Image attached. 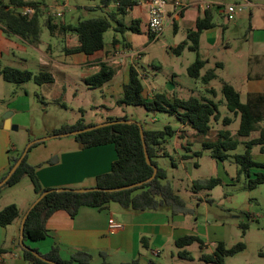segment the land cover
Instances as JSON below:
<instances>
[{"label": "rangeland", "instance_id": "obj_1", "mask_svg": "<svg viewBox=\"0 0 264 264\" xmlns=\"http://www.w3.org/2000/svg\"><path fill=\"white\" fill-rule=\"evenodd\" d=\"M215 1L217 4L214 5L213 21L217 42L211 46L203 41L199 49L201 57L205 55V52H208L212 63L222 62V65L214 68L216 76L208 82V86L215 89V96L212 97L205 90L206 85L200 79L192 78L187 74L186 68L195 59V52L184 48L178 53V50L175 49L176 45L185 37L182 30L175 32L172 25L169 24L157 38L152 39L147 34L144 18H141L137 32L127 29L121 32L114 29V26L117 25L116 20L129 24L131 19L139 14V6H133L123 14L116 10V6L111 0L108 5L105 0H44L50 14L56 12L54 11L56 6H60L64 15L63 13L61 16L49 15L57 22L61 20L65 23L75 24L77 21L87 18L107 17L111 26L103 33V41L105 46L112 49L108 51V54L111 53L113 56L124 54L125 47H128L129 51L130 45L127 44L120 46L118 49L122 52H118L111 43L114 36L120 42L128 40L132 50H140L139 56L133 55L132 65L135 64L143 74L142 79L145 80L143 81L145 86L146 84L154 85L157 87L156 91L163 93H171L173 89L178 97L195 96L200 98L205 96L219 102L222 100L221 80L228 81L237 87L238 76H242L248 70L247 57L264 53V43L257 42L258 33L252 30L254 27L264 26V7L244 5L241 10L236 12L233 19H228L223 8L230 4H243L245 0ZM251 1L264 3V0ZM41 10L40 46L44 48L49 45L51 54L57 55L62 52L61 48L66 42L61 39L63 37L49 34L43 24L47 16L46 13L44 14L45 10ZM113 11L115 14L112 15ZM23 47V49L11 48L9 54L3 52L1 62L23 68L25 66H23L22 59H25L26 68L35 73L42 71L38 62L40 59L38 52L30 45L24 44ZM11 52L20 61L15 59ZM239 55H243V57L240 58ZM209 67V64L204 66L201 73H204ZM57 70L51 72L55 79L53 84L40 85L32 80L19 84L3 81L9 87H19L18 91L22 94L24 90L28 92L27 108L16 114L19 127L11 134L17 148L15 154H19L28 143L37 140L27 153V161L32 164L39 161H42L41 164L51 163L50 161H53L59 151L67 146H73L76 143L73 135L52 136L51 133L54 128H58L62 124H72L80 117L84 123H92V125L99 124L100 121L108 118L120 116L134 120L149 129H162L165 125L177 129L180 126L175 114L146 110L141 105H118L116 103L117 94L109 95L104 89L93 88L85 84L80 69L65 67L57 68ZM172 71L176 72L173 77H171ZM168 82L173 85L172 89L167 87ZM241 99L244 100V97ZM218 110L221 116L230 114L222 102L219 103ZM6 111L11 110H5L2 114ZM237 125L238 118L228 126H223L220 121L211 120L210 129L205 135L195 136L184 131L182 134L187 135V146L191 149L201 150L200 156L187 161L184 165L180 163L178 157V154L183 153L184 150L176 148L173 136L169 137L168 143H165L161 149L162 151L165 149L167 154L156 157L155 161L157 166L165 170L167 182L184 200L186 209L188 208L186 218L197 216L203 224L209 221L212 224L209 229L210 233L218 234L220 238L224 237L227 244L233 245L239 240L245 243L244 251L225 257L224 264H264V183L257 185L252 190L246 189L244 177L237 178L235 171L238 166L232 158L224 161L217 160V165H215V160L210 156L209 151L201 148V141L215 139L219 128L227 127L235 135ZM256 134L257 132L253 131L250 136ZM238 138L240 140L247 139L245 136H238ZM243 150V143H239L233 152L242 153ZM253 152H255V147H253ZM195 159L198 160V167L192 163ZM172 163L177 165V170L172 167ZM254 171L256 170L251 169L250 176H253ZM211 177H218L221 182L212 188H202L199 191L193 189V182H202ZM26 190L34 192L32 185L29 184L19 189V193L4 197V200L14 201ZM206 198L208 200H205ZM199 199H201L200 202ZM210 215L213 216L209 217ZM225 220L231 225L224 227L220 224ZM243 224L245 227L242 226ZM185 247L193 255L194 260L175 259V264L185 262L187 264H214L198 259L197 255L200 251L198 243L193 242ZM173 248L176 247L173 246ZM207 250L204 249V252ZM153 259L158 264L162 261L159 256H153Z\"/></svg>", "mask_w": 264, "mask_h": 264}, {"label": "trees", "instance_id": "obj_2", "mask_svg": "<svg viewBox=\"0 0 264 264\" xmlns=\"http://www.w3.org/2000/svg\"><path fill=\"white\" fill-rule=\"evenodd\" d=\"M114 1L118 3V11L123 14L127 8L130 9L137 4L136 0ZM8 2L13 7L9 8L6 3L0 0V24L3 26L4 33L6 35H18L30 43H37L40 37V15L42 13L40 7L42 1L9 0ZM24 5L33 6L35 12L31 16L19 14L16 9ZM116 22L120 26L114 27L117 31L123 32L126 29L132 32L139 31L135 21H132L128 25L117 20ZM43 24L52 36L62 37L67 33L76 35L77 45L65 48L64 51L67 53L82 52L86 55H91L104 48L103 33L111 26L110 21L105 16L87 18L71 24L64 23L61 20L58 22L54 21L48 15L44 19ZM213 26L212 11L207 9L203 16L196 19L195 29H189L186 32V38L179 42L175 48L179 51L187 48L195 52V59L187 66L186 71L190 77L200 79L204 84H207L216 74L214 68L207 69L201 74V69L205 66L207 60L200 57L198 43L202 31ZM116 42L117 39L113 38L111 43L115 44ZM98 66L99 68L95 73L85 78V83L93 88L110 79L114 72L106 61H99ZM217 66H220V64L216 63L215 67ZM0 75L5 81L15 84L28 80H32L37 84L53 81L52 75L48 72L33 73L25 68L3 66L1 63ZM143 89L144 86L137 68L130 65L128 68V80L122 86L121 97L116 100V103L118 105H141L146 110H158L175 114L180 123L188 125L196 131L197 135H205L208 132L211 120L220 121L223 126H228L234 119L238 118L235 135L228 128H220L217 130L215 139L202 140L201 148L202 150H208L210 156L216 160L232 158L238 166L237 178L244 177V187L246 189L252 190L257 185L264 183V163L254 160L251 151L254 145L258 144L262 146L264 144V128L258 126V123L264 119V92L249 95L245 101H241L239 91L228 81L221 80L220 92L222 100L218 102L211 97L205 96L200 98L195 96L186 98L174 96L171 99H168L165 93L143 96ZM208 93L212 97L215 96L213 88H209ZM221 102L230 113L229 115L221 116L218 110V105ZM119 119L127 118H108L107 121ZM89 126H92V124H85L82 119H79L74 124L63 125L54 129L51 134L64 133ZM140 126L143 131L145 147L150 161L157 167L156 174L151 180L145 181L140 185L112 192L101 190L87 192L52 190L41 197L27 211L24 221L23 240L25 238L30 240L44 238L47 235L46 220L54 211L64 210L70 216H74L82 205L101 207L105 203L112 201L117 202L123 208L133 210H149L157 209L161 206H169L173 212L182 211L183 213H187L184 200L174 192L166 180L165 170L157 166L155 161L156 157L163 156L158 151H161L162 146L169 137L176 134L177 129H173L170 125H165L162 129H149L144 128L142 125ZM253 131H256L257 135L249 137ZM238 136L247 137L243 141V152L229 153L240 143ZM73 137L83 147L112 143L116 151V159L112 162L110 170L96 175L93 179V184L87 187H121L143 181L152 174V166L148 165L145 161L139 125L136 122L129 124L118 122L105 125L83 131L73 135ZM33 144L29 146L27 153ZM187 149L189 150V148ZM22 151L10 158L5 175L21 155ZM27 153L23 156L10 177L0 186V191L3 187L11 186L18 182L24 175L29 177L36 197L43 191L50 189L43 187L36 176L35 169L41 164H29L27 162ZM192 154L198 157L201 154V150L193 151ZM251 169L256 170L253 172V176H250ZM220 182L218 177H211L202 182H193V189L196 191L202 188H212ZM20 216L18 206L15 203H9L0 209V225L3 227L9 225ZM242 226L245 227L244 224ZM193 242L198 243L200 248L204 245L203 240L197 235L188 234L178 237L174 241L175 246L178 248V256L191 259L190 253L184 247ZM244 248L245 243L240 240L231 246H227L223 241H218L211 253H201L200 260L206 263L224 264L225 257L234 255ZM21 255L29 264H50L36 257L29 249L24 247H21ZM41 255L60 264H89L90 258L88 253L76 252L70 258L62 259L58 254L56 246H53L46 253H41ZM100 255L102 261L99 264H109L102 252ZM120 264H139V261L137 258H134ZM147 264L155 263L149 261Z\"/></svg>", "mask_w": 264, "mask_h": 264}, {"label": "crops", "instance_id": "obj_3", "mask_svg": "<svg viewBox=\"0 0 264 264\" xmlns=\"http://www.w3.org/2000/svg\"><path fill=\"white\" fill-rule=\"evenodd\" d=\"M2 1L6 3L9 8L13 7L9 4V0ZM40 1H42L40 8L45 10L44 14L46 13V16H48L49 9L46 7V3L44 0ZM105 1L106 5L110 4V0ZM111 1H113L114 6H116V10L118 11V3L114 0ZM167 1L169 3L167 6V11L168 15L170 16L172 11L171 0ZM205 1L211 2L212 6L205 8ZM181 2L183 3V8L179 16L175 17L174 21L170 25H172L175 32L182 30L185 34V39L186 32L189 29H195L196 19L203 16L205 10L208 9L212 11L213 21L214 5L217 4V2L215 0H181ZM243 5L264 7V3L253 2L251 0H245ZM134 6H139V14L131 19V22L135 21L139 28V22L141 18H144V23L145 25L147 24V9L144 3H137ZM54 11L62 12L60 6H56V10ZM113 14H115L114 11L112 15ZM2 27L3 26L0 24L1 65L12 66L3 64L1 62L3 52L9 54L11 48L23 49L24 44H27L33 47L39 54L40 59L38 62L42 71H38L37 73L48 72L52 75L51 72L56 71L57 68L61 69L65 67H71L74 69H80L82 71V80L85 83V78L98 70V62L106 61L113 69V75L110 79L95 88L101 90L104 89L109 95L117 94L118 98L121 97L122 86L128 80V68L130 65H132L133 57H131L130 54L131 51H134L132 50L131 43L128 40H123L120 42L116 36L113 37L117 39V42L112 44V46L117 48V51L119 52H122V50L118 49L120 46H126L122 44L125 43L130 45V52H127L128 47H125L124 54L120 53L119 55L115 56L111 55V53L110 55L108 54V51L112 49H109L107 46H105V44L102 50H98L91 55H86L82 52L67 53L64 51L65 48H70L77 45L76 35L67 33L62 36L63 38H61L66 42L61 48L62 52L57 55H52L49 45L42 48L40 46V40L37 43H30L18 35H6ZM116 27L120 26L117 24ZM252 30L258 33L256 37L257 42L264 43V26L254 27ZM203 41H205L206 44H210L211 46L216 44L217 38L215 23L213 27L202 31L200 34L198 53L201 42ZM181 51L178 50V53ZM11 53L15 59L20 61L13 52ZM239 57L242 58L243 55H239ZM201 58L207 60L205 66L207 64L210 65V67L207 69L215 68L216 63L222 65L221 61L212 63L208 52H205V55H203ZM22 60L24 64L23 66H25L23 68L28 69L26 68V63H24L26 62L25 59ZM246 63L248 65V70L242 76H238V85L235 87V89H237L240 93V99L241 97H244V100L241 99V101H245L249 95L264 92V53H262V55L254 54L251 57H247ZM133 66L137 68L135 64H133ZM137 70L141 76V82L144 86L143 96H152L156 93H163L156 91L157 87L154 85L146 84L145 86L143 83L145 80L142 79L143 74L138 68ZM175 75L176 72L172 71L171 77ZM52 78V82H44L40 85L55 83L53 75ZM3 81L5 80L0 75V181L5 177L10 158L18 155L15 154L17 148L13 143L11 132L18 129L19 127V121L17 120L16 114L20 111H25L28 104V92L26 90H24V93L22 94L20 91H18L19 87H9ZM208 84L209 83L205 84V90L207 92L209 88H212L211 86H208ZM167 87L172 89L173 85L168 82ZM175 93L176 91H173L172 89L171 93H165V95L168 99H171L172 97L176 96ZM4 100L6 101L4 102ZM5 110H11L9 125H15V129L3 124L4 120L2 118V113ZM79 119H81V117ZM106 121L107 119L100 122L102 123ZM263 122L264 119L258 123V126L264 128ZM63 125L71 124H62L61 126ZM184 131L197 136L195 130L182 123H180V126L177 128L176 134L173 135L174 146L184 150L183 153L178 154L180 163L182 165H184L187 161L196 158L192 154V152L196 151V149H191L187 146V135L182 134ZM256 135H252L250 137H255ZM168 141L169 140H167L165 143L167 144ZM239 141L240 143H243L244 140L239 139ZM32 142L35 143L37 140H33ZM253 147H255V152H253ZM253 147L251 150L253 159L264 163V144L262 146L256 144ZM187 148H189V150ZM232 152L233 151H230L229 153ZM158 153L165 155L167 154V151L163 149V151H158ZM115 159L116 151L112 143L83 147L78 141H76L73 146H67L65 149L59 151L54 157L53 161H50L51 163L41 164L42 161H39L32 164L28 161L27 162L31 165L41 164L35 169L36 176L43 187L53 189L60 187L81 188L90 186L93 184V179L96 175L110 170L111 164ZM228 159L230 158L224 160ZM213 160H215V165H217V160ZM192 163L196 167L199 166L198 160L196 159L192 161ZM171 165L177 170V165L175 163ZM235 173H237V169ZM29 184H31L29 177L24 175L18 182L11 186H5L0 191V209L9 203H15L18 206L21 214V216L15 219L11 224L4 227L0 225V264H29L21 255L22 246L19 242V233L21 220L27 213L30 204L36 198V194L26 190L23 194H20L17 199H14V201L4 200V197L13 193H19V189L26 187ZM199 190L200 189L196 191ZM174 192L177 193L175 190ZM205 200H208V198ZM198 201L200 202L201 199ZM186 210H188V208ZM186 216L187 213H183L182 211L173 212L169 206H161L157 209L149 210H133L130 208H123L117 202L112 201L105 203L101 207L82 205L79 207L74 216H70L64 210L54 211L47 218L45 223L47 235L39 240H30L25 238L24 243L26 246L35 249L39 253H46L53 246H56L58 254L62 259L70 258L76 252H85L90 256L89 264H99L102 261V257L100 255L101 252L104 254V258L109 264H120L130 261L134 258L138 259L139 264H147L149 261H153L155 264H158L153 259V256H159L162 258V261L159 264H175V259H180L181 261H191L194 260L193 255L191 254V259L178 256V248L174 243L178 237L188 234L197 235L204 242L202 248H199L200 251L197 255L199 260L201 253L204 252V249H208L205 253H211L218 241H223L227 246L232 245L231 243L227 244V241H225L224 237L220 238L218 234L210 233L209 229L212 224L209 223V221H206L203 224V222H201L197 216H194V218H186ZM211 216L213 215H210L209 217ZM110 217H112L116 222L122 224V227L116 230H110L108 228V219ZM220 224H222L224 227L231 225V223H228L226 220ZM173 246L176 248L174 249ZM244 249L242 251H244ZM181 264H187V262Z\"/></svg>", "mask_w": 264, "mask_h": 264}, {"label": "built area", "instance_id": "obj_4", "mask_svg": "<svg viewBox=\"0 0 264 264\" xmlns=\"http://www.w3.org/2000/svg\"><path fill=\"white\" fill-rule=\"evenodd\" d=\"M136 2L144 3L146 5V9H147L146 30L148 35L152 39L157 38L163 32V30L174 21V18L179 16L183 8V3L181 2V0H171L172 11H171V15L169 16L167 11V6L169 3L167 0H136ZM204 6L205 8H209L212 6V3L209 1H205ZM243 6H244L243 4H236V5L230 4L227 5L226 8H223V11L228 19H233L236 12L241 10ZM16 11L21 15L31 16L35 12V8L30 5H24L18 7ZM48 15L61 16L62 12L56 11L53 12L52 14L48 13ZM134 54L139 56L140 52L131 51L130 54L131 57H134L133 56ZM121 227L122 224L116 222L112 217L108 219V228L110 230H116Z\"/></svg>", "mask_w": 264, "mask_h": 264}, {"label": "water", "instance_id": "obj_5", "mask_svg": "<svg viewBox=\"0 0 264 264\" xmlns=\"http://www.w3.org/2000/svg\"><path fill=\"white\" fill-rule=\"evenodd\" d=\"M11 115V111H6L4 114H2V118L4 120L3 124L5 126H9L11 128H16L15 125H9V117ZM118 122H125V123H133V122H136L134 120H131V119H119V120H111V121H106V122H102V123H99V124H95V125H92V126H89V127H86V128H81V129H77V130H73V131H68V132H64V133H59V134H52V136L54 135H65V134H72V135H75V134H78V133H81L83 131H87V130H90V129H93V128H97V127H101V126H105V125H110V124H114V123H118ZM138 125H139V133H140V137H141V140H142V145H143V151H144V157H145V161L148 165L152 166V174L145 180L143 181H140V182H137V183H133V184H129V185H125V186H121V187H105V188H102V187H81V188H65V187H60V188H53V189H48V190H45L43 191L39 196H37L34 201L30 204V207H33L35 203H37L39 201V199L41 197H43L45 194L51 192L52 190H55V191H64V190H73V191H77V192H87V191H95V190H98V191H108V192H112V191H117V190H121V189H126V188H130V187H133V186H136V185H140L142 184L143 182L145 181H148V180H151L155 174H156V171H157V167L155 165H153L150 161V158L148 156V153H147V150H146V147H145V142H144V137H143V131H142V128L140 126V124L138 122H136ZM41 139H46V138H41ZM40 141V140H38ZM34 142H30L26 145V147L23 149L21 155L18 157V159L15 161V163L12 165V167L9 169V171L7 172V174L5 175V177L0 181V186L10 177V175L14 172V170L16 169V167L19 165V163L21 162L23 156L27 153V150L29 148V146L31 144H33ZM28 209V210H29ZM26 215L27 213L23 216L22 220H21V224H20V233H19V242H20V245L24 248H27L29 249L33 255H35L36 257L40 258L41 260L47 262V263H50V264H60V263H57L55 261H52L50 259H47L45 257H43L41 255V253L33 250L32 248L28 247L25 245L24 243V221H25V218H26Z\"/></svg>", "mask_w": 264, "mask_h": 264}]
</instances>
